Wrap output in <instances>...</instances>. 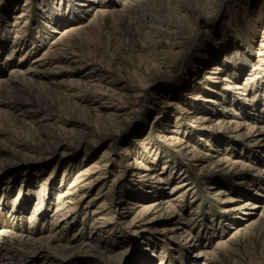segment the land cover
<instances>
[{
	"label": "rangeland",
	"instance_id": "1",
	"mask_svg": "<svg viewBox=\"0 0 264 264\" xmlns=\"http://www.w3.org/2000/svg\"><path fill=\"white\" fill-rule=\"evenodd\" d=\"M49 1L0 0V264H201L202 254H207L205 263L213 264L217 258L211 250L219 245L217 241L231 238L247 219L257 218L264 209V132L236 136L231 123H226L229 119L241 123L242 132L249 122L253 129L264 123V109L260 117L253 116L256 108H263L264 85L258 77L244 73L247 65L238 62L232 89L218 88L220 83L214 79L222 72L203 88L199 79L206 73L196 78L191 72L203 69L210 76L219 60L215 58L210 65L206 61V68H199L201 62L194 54L180 58L176 72L165 78L141 74L139 67L150 66L156 55L152 46L145 47L138 40L132 22L144 15L156 24L175 20L181 10L175 0H146L135 13L124 12L117 0H88L69 16L55 15L59 7ZM107 1L113 3L107 5ZM185 3L192 6L196 0ZM98 6L122 15L121 21L115 19L108 29L91 34L81 49L102 61L106 59L100 57L103 51L120 48L123 55L112 57L114 78L124 83L132 74L147 89L152 85V91L141 112L130 116L126 130L100 134L101 139L93 142L88 126L81 122L94 127L92 112L98 103L83 99L80 92L92 94L95 76L69 56L58 63V69H52L54 64L42 69L36 58L63 28L77 19L91 18ZM186 16L190 22L193 15ZM247 58L253 63V56ZM121 59L128 63L126 69L121 70ZM106 81L109 78L99 85ZM114 89L120 92L119 87ZM192 93L201 96L191 99ZM222 93L234 103L258 100L253 108L234 106L233 114L218 98L213 101V95ZM207 103H211L209 108ZM42 126L49 145H42ZM51 136L61 140L55 143L57 139ZM84 149L90 150V156L82 162ZM103 150L111 164L69 211L68 202L74 200L65 193L68 184L76 170L97 160ZM225 154L228 162L235 163L233 167L223 166ZM135 158L144 166L133 168ZM72 164L76 166L68 170ZM137 172L144 174V182L154 185L149 192H133L139 182ZM151 173L157 177L148 179ZM40 185L48 193L40 200L39 211H34ZM218 188L225 193L216 195ZM254 191L261 194L256 196ZM246 201L258 207L244 206ZM152 202L158 208L151 212L133 207ZM245 209L252 214H243ZM61 217V223L52 224ZM263 230L243 233L236 251L219 263L264 264Z\"/></svg>",
	"mask_w": 264,
	"mask_h": 264
},
{
	"label": "bare ground",
	"instance_id": "2",
	"mask_svg": "<svg viewBox=\"0 0 264 264\" xmlns=\"http://www.w3.org/2000/svg\"><path fill=\"white\" fill-rule=\"evenodd\" d=\"M87 1L88 0H77V3L75 4L73 3V0H67L65 2H63V0H51L49 2L54 7H59L60 12L55 15L69 16L73 14V12L76 14L77 10H79L80 7L86 5ZM107 2V5L109 3L112 4L114 0L113 2ZM117 2L120 3L124 12L135 13L139 9H142L143 6H145L146 0H117ZM174 2L178 4V7L181 10L180 13H177V18L173 21H160L158 24H156L154 20H150L144 15L141 16L142 18L137 17V19H134V21L132 22L135 25L134 28L136 35L139 37L138 40H141L142 44L146 45H144L145 47L152 46L155 50L156 55L150 63V66L147 65V67L144 69L139 67L138 70L141 71V74L146 73L149 77H154L156 74H161V78H165V75L167 73L172 74L175 71L176 65L178 64V60L180 58L185 57L186 55L194 54L197 58L196 60L198 62H201L199 68H206L203 65L206 61L207 62L205 63V65H210L212 63V60H216L215 58L219 60V66H217L216 70H212L211 72H209L210 76H207L208 71H205L203 69H197L194 72L190 71L192 76H195L196 78L201 73H206L199 79L203 81V85L205 86L203 88H206L208 84H212L210 82V79L214 78L215 75L218 74L217 72H222L219 77L214 79L220 83L218 88L221 90H223V88H225L226 90L232 89L234 87V83H236L232 80H234L239 74L238 62H242L243 64H245L244 66L247 65L244 73L249 75L251 74L252 78L255 76V78L258 77L259 81H261L260 83L264 85V0H232L231 5L227 8H224L223 10H221L220 6L223 4L224 0H210L209 4H207L209 0H196V4L200 5L199 8H194L192 7L193 5L190 6L186 4L185 0H175ZM201 2L204 3L201 4ZM237 10L247 11L249 17L253 18V22L249 24L248 29L245 31H241L238 36L234 35L232 29L228 26L231 14L236 12ZM196 12L204 13L207 19H200L199 23L205 28L210 29L211 31L207 36H197V40L195 38V43H193L191 47H187L183 42L185 37L183 36L182 31L185 30L186 27H190L189 25L191 21L189 22V20H185L184 16L186 14L187 19L188 17L190 19L191 14L195 15ZM22 13L23 11L18 13L17 16H20V14ZM121 17L122 15H117L115 11H111L109 10V8H101L100 6L95 7V12L91 15V18H88L86 21L77 19V22L75 21L76 23L74 22V24L63 28L60 33L52 39L50 44L43 50L41 55L36 58L38 65H42V69L47 65H49L48 67H50L51 64H54L53 66L51 65L52 69H58L60 68L58 63L64 60V56H69L73 62L78 61L79 67L88 69V72L92 73L93 76H95L94 80H96V84L93 85L94 89L92 91V94L86 95L83 93L84 95H81L80 92V97H82L83 99L85 98L98 103L97 106L93 107L94 112H92L94 113V115L92 116L95 117V120L93 119L94 127L90 126L86 122L84 123V121L81 122L83 123V126H88V134H90L93 142L99 141L101 139L100 134L107 135L117 133L118 128H123L124 130H126L130 123V116H135L139 112H141L142 106L144 105L143 103L145 102L144 99L152 91L150 89L152 85L150 86V84L148 83L149 89H147V86L142 85L140 81H138L132 74L128 73V79L124 83H121L118 79H116L117 76L116 78H114L115 75L112 74L115 70L112 57L120 56L121 54L123 55V51H121L120 48H114L113 50L108 49L106 52L103 51L102 53H105V55L100 56L101 58L106 57V59H102L103 62L93 57L95 56V53L87 52L81 49L82 44L86 42L87 38H90V36H92L93 34H99L100 30L104 31L108 29L109 26L113 24L115 19L120 20ZM16 34L18 35L19 33ZM248 55L253 56V63H250L248 61ZM121 61L122 64H124V66L121 67V70H123L124 68L126 69L128 63H124L125 61L123 59H121ZM187 66L188 64L184 66V72L187 71ZM128 70L129 69H127V71ZM189 70H192V68L189 67ZM252 70L254 71L251 72ZM106 78H109V81H106L107 83L104 82L105 84L103 85H99V81ZM153 81L154 79L152 80V83ZM114 87H119L120 92L116 93ZM187 87L188 86H186L184 90H187ZM255 92L257 93V91ZM263 93L264 86H262L261 90V94ZM261 94L260 96H264V94ZM199 95L201 96V94L192 93L190 98L195 99ZM225 95H227V93L217 95L215 94L212 96V99L213 101H215V98H218L221 106L230 107L229 110L233 111V114H236L234 106H238L236 107L238 109H241L242 107L245 108L248 105L252 108L256 106L254 104L255 100L257 99L256 97L252 98L249 102L241 99V101L234 103L232 101H229ZM202 99L207 100L203 97ZM190 101L194 102V100ZM182 102L185 103V101L183 100ZM186 105L194 106L195 102L191 104L189 103V105L188 103H186ZM209 106H211V103H207L205 107L209 108ZM262 107L263 108H261L260 111L258 110L259 108H256V115L253 116L260 117L262 115L261 111L264 109V105ZM152 108L153 107H150L149 105V109ZM198 117L199 116H195L194 119ZM201 121L202 120L198 122V125L200 127L202 126ZM226 123H231V129L236 132V136L242 134L245 136H254L256 134H261L262 132H264V123L258 125L257 129H253V125L250 124V122L247 124L245 123L246 125H248V129L246 130V132H242L241 123H238L233 119H229L228 121H226ZM174 127H176V125ZM113 129H115V131ZM42 133L45 134V138H43L42 136V145H46V143L47 145H49L51 141H49V136L43 126ZM51 137H53V139H57L55 143H59L58 139L59 141L61 140V138L57 136ZM171 137H173V140L175 141L176 137H174V134ZM86 150L87 149H84L83 151L82 162H84L85 159L89 158L90 156V150ZM106 151L107 150H103L101 156L97 160H92L76 170V175L70 181L66 188L67 190L65 191L66 194H69L71 196L70 199L74 200V202L72 200H69L68 202L69 205L67 207L69 211L73 210L76 207V204L79 203V201L84 197L85 193H87V191L93 186V184L99 181L102 174L106 172L107 167L111 164V160L107 155L108 152ZM137 159L138 158H135L132 161V166L135 169H139L144 166V163ZM227 160H229V157L225 154L222 160L223 166L228 168L233 167L235 163L228 162ZM75 166V164L70 165V167H68V170L73 169ZM137 175L139 177V182L133 187V192L135 194H138L139 192H149V189L152 186L154 187V185H149L144 182L147 181L146 179H143L144 174H140V172H137ZM156 177L157 175L154 176L153 173H151L148 179ZM159 180L160 179H158V181H155L159 182ZM143 186L145 187V189ZM215 191V194L218 196L225 193L221 188H218ZM47 193L48 192L44 185H40L36 190L35 198L37 199V201L35 202L33 207L34 211H39V204L41 203L40 200L43 199V197H45ZM257 193L258 192H255L256 196ZM260 194L261 193H258V195ZM71 204H74V206H71ZM153 204L154 202H152L151 204L135 203L133 207H139L141 209L140 211L151 212L156 209L155 207H157V205ZM243 205H249L251 209L258 207L255 202L250 203L246 201L245 203H243ZM62 206L65 207V203H63ZM57 210L60 209L57 208L56 211ZM243 214H247L248 216H250L252 212H248L247 209H245ZM243 218L239 220H242ZM62 219H64V217H61V219L56 218L54 219L55 221H53L52 224L57 225L61 223ZM255 228H261V230L264 229V209H262L257 218L247 219L246 224H243L241 228H238L231 238H223L217 241V245H219H215L211 250L212 254L217 258V260L213 262V264H218L220 260H224L226 258L229 259V253H233V251H236V243H238L239 241L238 238L243 233L249 232L250 230H253ZM47 238H50L51 240L54 237L47 236ZM201 253H203V251L198 252V254ZM202 255L203 260L201 264H210L211 262L205 263L207 254H205V256L204 254ZM46 256L49 257L50 255Z\"/></svg>",
	"mask_w": 264,
	"mask_h": 264
},
{
	"label": "clouds",
	"instance_id": "3",
	"mask_svg": "<svg viewBox=\"0 0 264 264\" xmlns=\"http://www.w3.org/2000/svg\"><path fill=\"white\" fill-rule=\"evenodd\" d=\"M232 0H224L223 4L220 6L221 10L227 8L231 5ZM194 8H199V4L193 5ZM200 19H207L203 12H196L195 15L191 17V26L186 27L185 30L182 31L184 39V44L187 47H191L195 42V38L197 36H207L210 33V29L205 28L203 25L199 23ZM253 22V18L249 17L247 11L237 10L236 12L231 14L228 26L232 29L234 35H239L241 31H245L248 29L250 23Z\"/></svg>",
	"mask_w": 264,
	"mask_h": 264
}]
</instances>
